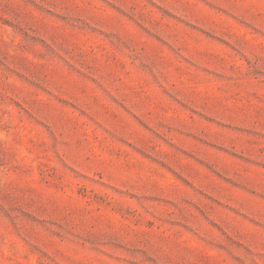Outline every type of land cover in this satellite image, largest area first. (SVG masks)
<instances>
[{"label": "rangeland", "instance_id": "obj_1", "mask_svg": "<svg viewBox=\"0 0 264 264\" xmlns=\"http://www.w3.org/2000/svg\"><path fill=\"white\" fill-rule=\"evenodd\" d=\"M0 264H264V0H0Z\"/></svg>", "mask_w": 264, "mask_h": 264}]
</instances>
